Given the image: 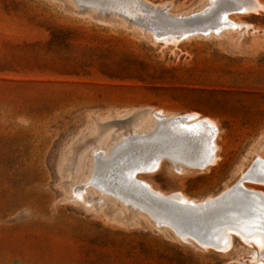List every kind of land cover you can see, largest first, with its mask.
Wrapping results in <instances>:
<instances>
[{
  "label": "rangeland",
  "instance_id": "rangeland-1",
  "mask_svg": "<svg viewBox=\"0 0 264 264\" xmlns=\"http://www.w3.org/2000/svg\"><path fill=\"white\" fill-rule=\"evenodd\" d=\"M144 1L200 32L179 39L159 15L108 8L129 0H0V264H257L260 246L244 237L222 249L178 231L196 218L229 230L247 207L241 192L202 212L161 207L127 176L153 164L136 176L198 201L248 174L244 185L264 192V7ZM226 10L238 26L204 32ZM159 109L214 120L216 161L136 147L95 168L120 140L149 134ZM205 141L200 132L184 147L202 152Z\"/></svg>",
  "mask_w": 264,
  "mask_h": 264
},
{
  "label": "bare ground",
  "instance_id": "bare-ground-1",
  "mask_svg": "<svg viewBox=\"0 0 264 264\" xmlns=\"http://www.w3.org/2000/svg\"><path fill=\"white\" fill-rule=\"evenodd\" d=\"M129 1L131 4L129 5V7L121 6L119 3H116L117 5L108 3V8L122 15H125L127 17L128 16L136 17L137 14L143 13V12H145V14H148V15L150 14L159 15L160 25L159 23L157 25H159L160 27L171 26V27L178 28L180 32L179 37H178L179 39L188 37L192 34L200 32V30H185L182 26L184 23V19L178 18L177 15H172L169 12L164 11L165 9L162 10V8H164L163 6L162 7L152 6L148 4L147 2H145L144 0H129ZM213 1L214 0H210L208 5H210ZM235 1L237 2L236 8L239 9V11H248V10L250 11V10H256L258 7H264V5H262L258 0H247V1L235 0ZM96 5H100V3H97ZM228 11L229 10H226L222 14L220 23H217L213 26H208L204 30V32H207V33L214 32V31L219 32V31H222L223 29L237 27L238 23H236L235 21L231 20L228 17ZM157 118H158V121L149 134H146L144 136L142 135L141 137H138V139L135 137H129V138H124L120 140L113 147L112 151L109 154L107 155L102 154V156L96 161L95 168L101 169L102 167H104V165H108L115 160L125 157L126 154L130 150H134L136 147L155 149V148H158L159 146H162L166 151L169 152L168 155L170 156V158L172 159L174 163L187 164L190 166L204 167L216 161V159L218 158V155H217L218 144L215 139L217 128H216V123L213 122L214 120L211 121L208 119V117L204 118V117H200L199 114L197 115V114H192V113L170 117L169 113H165L161 109L157 111ZM200 132H203L205 140H206L204 150L202 152L189 151L186 147H184V142H187L188 140H190L192 136H195L196 134ZM154 159L156 158L154 157ZM262 165H261V168H262L261 172H264V166ZM139 167L140 166H136L134 168H131L128 171L127 180L130 183L137 185V187H141L142 189L145 188L144 191L147 194V197L151 199V202L153 201L154 203L159 204L161 207H164L165 205H173V204L174 205H185L190 209H193L198 212H202L203 210L207 208L214 207L216 204L219 203V201L225 199L229 195H232L234 192L236 191L241 192L242 196L237 198V200L238 201L244 200L247 203V206L251 205L257 210L256 215H255L256 218L252 221V224H253L252 226L249 227L247 225L248 223L245 222V220H241L239 222H236L233 227L229 228V230L224 229L226 231L223 232L220 228L212 226V223L209 220H206L204 218L201 221V219L197 220L196 218L191 223V225H193V227L195 228L194 231L190 230L191 228L190 226L187 227L186 229L178 227V231L181 235L185 236V238L189 240L196 238V239H199L203 244H210L216 248H222V249H226L231 246L233 234L240 236V237H244L246 241L248 240L249 242H254L260 246V253H257V255H255L253 259H254V263L264 264V240H263L264 237L262 236V234H264V192L254 189V188H248L244 185L243 183L244 179L246 177H249L248 176L249 174L247 176H242L233 186L224 189L217 195L213 197H207L205 199L198 201V200L190 198L189 196L184 194L182 191L164 193L163 191L154 188L149 182L142 180L136 176L137 173L139 172H145V171L152 169L154 165L153 164L145 165V166L143 165L141 166L142 170H138ZM91 181H94V180H91ZM116 185H118V183ZM119 187L121 188V185ZM122 187L125 189V186H122ZM139 190L141 189L139 188L138 191ZM103 191H106V190H103ZM126 192H127V188H126ZM136 194H137V191L135 193V196ZM126 196L127 195H125L124 197ZM128 198L126 200H128ZM222 207L223 206H221V208ZM143 209L147 211L155 219L156 214H154L151 208L146 207ZM227 210H229V208ZM155 212H157L156 209H155ZM160 213L161 212H159V214ZM218 218L219 217L214 218L213 222H216ZM199 225L201 226V228H199ZM200 230H204L205 232L209 230L210 232L202 233L200 232ZM230 230L231 232L229 233ZM206 236L215 237L216 239L215 243L211 241V238H207Z\"/></svg>",
  "mask_w": 264,
  "mask_h": 264
},
{
  "label": "water",
  "instance_id": "water-1",
  "mask_svg": "<svg viewBox=\"0 0 264 264\" xmlns=\"http://www.w3.org/2000/svg\"><path fill=\"white\" fill-rule=\"evenodd\" d=\"M145 168V167H144ZM148 168V167H147ZM146 168V169H147ZM138 170H142L141 169V167H139L138 168ZM250 204V203H249ZM256 212H257V210L254 208V207H252L251 205H248L246 208H245V212L243 213V214H238V218L236 219L238 222L239 221H241V220H245V222H247L248 224V226L250 227V226H252L253 224H252V221L256 218ZM236 221V222H237ZM199 228H201V226H199ZM190 230L191 231H194L195 230V228L193 227V226H191V228H190ZM205 231L204 230H202V233H204ZM210 231L209 230H207L205 233H209ZM211 235V234H210ZM207 237V236H206ZM207 238H211V241L213 242V243H215V237H207Z\"/></svg>",
  "mask_w": 264,
  "mask_h": 264
},
{
  "label": "snow or ice",
  "instance_id": "snow-or-ice-1",
  "mask_svg": "<svg viewBox=\"0 0 264 264\" xmlns=\"http://www.w3.org/2000/svg\"><path fill=\"white\" fill-rule=\"evenodd\" d=\"M257 178L261 181H264V172L258 173Z\"/></svg>",
  "mask_w": 264,
  "mask_h": 264
}]
</instances>
